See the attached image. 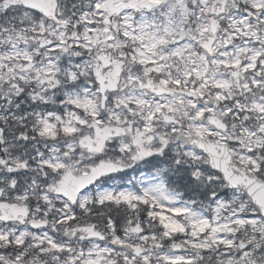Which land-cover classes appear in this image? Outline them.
<instances>
[{
    "label": "snow or ice",
    "instance_id": "snow-or-ice-1",
    "mask_svg": "<svg viewBox=\"0 0 264 264\" xmlns=\"http://www.w3.org/2000/svg\"><path fill=\"white\" fill-rule=\"evenodd\" d=\"M0 264H264V0H0Z\"/></svg>",
    "mask_w": 264,
    "mask_h": 264
}]
</instances>
